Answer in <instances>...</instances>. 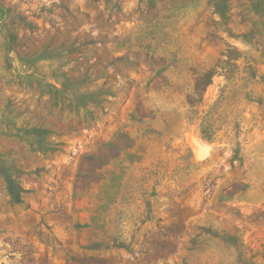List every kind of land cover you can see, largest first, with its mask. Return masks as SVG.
<instances>
[{
	"label": "rangeland",
	"instance_id": "obj_1",
	"mask_svg": "<svg viewBox=\"0 0 264 264\" xmlns=\"http://www.w3.org/2000/svg\"><path fill=\"white\" fill-rule=\"evenodd\" d=\"M0 264H264V0H0Z\"/></svg>",
	"mask_w": 264,
	"mask_h": 264
}]
</instances>
